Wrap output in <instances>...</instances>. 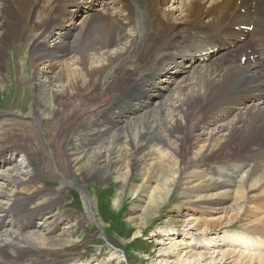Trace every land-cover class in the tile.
<instances>
[{"label": "bare ground", "instance_id": "bare-ground-1", "mask_svg": "<svg viewBox=\"0 0 264 264\" xmlns=\"http://www.w3.org/2000/svg\"><path fill=\"white\" fill-rule=\"evenodd\" d=\"M167 1L0 0V91L6 87L8 51L23 38L24 26L34 25L38 33L30 48L32 62L39 65L28 80L35 81L38 94L28 114L36 124L52 128L45 143L55 153V168H46L39 144L16 129L10 131V139L0 145V157L19 153L27 163L9 164L7 158L11 167L0 173V212L17 207L13 220H21L28 211H20L24 199L31 197L42 198L35 211L56 205L57 200H45L34 184L38 176L50 173L61 181L60 188L83 186L81 177L85 182H120L113 209L145 193L135 206L142 213L128 219L139 221L136 238L177 189V209L184 205L206 215L196 218L202 231L250 215L249 200L264 195V63L241 65L221 54L217 62L190 65V55L181 50L208 36L225 39L238 22L254 23L263 41L264 0H174L179 5L173 8L165 6ZM84 7L90 9L87 16L73 20L72 14L67 22L70 9ZM19 64L17 78L27 81ZM97 90L100 97L92 104L90 96ZM90 115L98 117L95 124H85ZM137 175L139 183L133 181ZM217 211L224 214L208 217ZM66 214L53 224L38 222L21 237L22 232L12 229L14 214L6 218L1 213L0 229H6L0 230V264H19L29 252L38 253L39 259L47 245L61 242L50 237L64 230ZM250 220L248 224L264 232V215ZM75 221L81 219L76 216ZM181 234L175 225L169 239ZM240 235L233 232L219 241L206 237L195 244L173 242L178 245L173 254L185 248L183 254L191 260L264 262L263 256L229 248L237 237L239 244L255 241Z\"/></svg>", "mask_w": 264, "mask_h": 264}, {"label": "rangeland", "instance_id": "rangeland-1", "mask_svg": "<svg viewBox=\"0 0 264 264\" xmlns=\"http://www.w3.org/2000/svg\"><path fill=\"white\" fill-rule=\"evenodd\" d=\"M177 5H179L178 2L174 0H168L165 4L167 8H173ZM37 33L38 29L34 25L24 26L23 38L14 43L8 51L5 60L3 74L7 81H5V90L0 91V145L8 141L11 137L10 131L16 129V131H20V133L30 138L32 142L39 144V156L43 165L46 168H55V158L53 156L55 153L45 143L46 134L52 128L47 124H36L35 119L28 114L29 108L32 102L36 100L38 94L35 81L28 80L39 65V63L32 62L30 48L33 39H36ZM217 61L218 59H215L212 62ZM17 63H20V76L26 78L27 81L21 82L17 78V69L15 67ZM121 86H123L122 83L116 84L110 91ZM99 97V91L97 90L93 93V96H90L89 100L94 104L96 98ZM20 112L24 114L22 115ZM97 120V116L90 115L86 118L85 124H95ZM9 157L12 158V155H9ZM2 160H4L3 157L0 158V173L6 171L7 167H11L9 164L12 162L20 161V166L25 164V162L27 163L25 157H21L19 153L13 155V161L9 158V164H5ZM57 164L60 168L63 167L59 163ZM81 181L83 182V186L71 183L64 188H60L61 181L57 179L55 174L49 173L45 177L38 176L34 184L40 189L42 195H44V199L50 201L57 200L58 203L52 208L35 211L39 207L38 203L42 199L41 196L24 199V206H22L23 209L20 211H28L26 214L23 212L25 216L23 215L21 220H13L17 216V207H13L10 212L12 215L14 214L12 216V229L22 232L21 237L25 232L32 230L38 222L46 221L53 224L60 214L67 213L63 216L62 226L64 230L62 229L63 231H59L50 237L51 239L55 237L62 239L61 242L56 243L57 245L54 246L47 245L41 252L39 259H37L38 253L29 252L20 260L19 264H30L37 262V260L40 262L47 261L48 263L50 261H66V264H70V262H75L74 264H222L210 263L211 260L209 259L205 261L187 259L185 254H183L187 250L185 248L178 249L179 254L175 255L173 254L174 246L178 245H174L173 242L191 241L193 244L203 243L200 240L206 237H213L219 241L225 235L238 231L241 234L240 236L247 235L248 238L255 241L252 243L248 240L246 245L239 244L237 237L232 241V245L229 248H234L235 246V248L245 250L250 255L264 257V232L261 233L258 229L248 224L251 218L255 219L260 214L261 216L264 215V195L260 197L255 196L254 199L249 200V206L252 209H248L250 215L243 216L228 226L225 225L222 228L219 226L215 230L202 231V228H199V225H197L196 218L206 217V215H202L197 211L191 212L184 205H181L182 210L177 209L176 206L180 201L177 189L173 192L169 201L155 212V217L147 222L146 228L136 238L135 233L140 229L139 221L130 222L128 219L142 213L141 208L135 206L137 203H142V199L146 197L145 193L141 192L138 197H128L119 208L115 209V207L113 209L111 201H114L113 199L116 196L120 182L105 179L85 182L82 177ZM133 181L139 183V175ZM54 193L59 194L58 199H56L57 197ZM256 193L253 192V194ZM88 196L94 200V205L91 206L89 199H87ZM1 213L6 214V218L8 217L7 214H10L6 211ZM222 214H224L222 211H217V214L208 217ZM76 216L81 219V222L78 224L75 221ZM245 224H248V226L245 227ZM175 225L181 228L182 234L175 235V239L172 240L169 239L170 232ZM19 226H21V229ZM6 227L9 228L10 225ZM5 229L1 228L0 230L3 231ZM251 244L254 245L249 247ZM220 248L222 249L223 246ZM193 250L202 251L204 248L194 247ZM231 260L224 264H239V262L243 264L236 257ZM247 263L264 264V262L259 261L251 263L250 260L245 264Z\"/></svg>", "mask_w": 264, "mask_h": 264}]
</instances>
